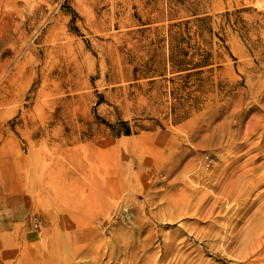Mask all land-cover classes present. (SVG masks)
Segmentation results:
<instances>
[{
  "label": "rangeland",
  "instance_id": "obj_1",
  "mask_svg": "<svg viewBox=\"0 0 264 264\" xmlns=\"http://www.w3.org/2000/svg\"><path fill=\"white\" fill-rule=\"evenodd\" d=\"M0 264H264V0H0Z\"/></svg>",
  "mask_w": 264,
  "mask_h": 264
},
{
  "label": "bare ground",
  "instance_id": "obj_2",
  "mask_svg": "<svg viewBox=\"0 0 264 264\" xmlns=\"http://www.w3.org/2000/svg\"><path fill=\"white\" fill-rule=\"evenodd\" d=\"M5 1V0H4ZM191 163H193V161L191 162ZM185 176V175H184ZM198 180V179H197ZM191 187V186H190ZM194 189V188H193ZM198 190V189H197ZM194 193V192H193ZM201 200V199H200ZM204 202V201H203ZM201 203V202H200ZM205 203V202H204Z\"/></svg>",
  "mask_w": 264,
  "mask_h": 264
}]
</instances>
